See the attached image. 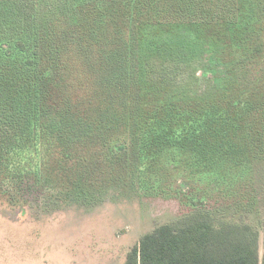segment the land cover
I'll list each match as a JSON object with an SVG mask.
<instances>
[{
	"label": "trees",
	"instance_id": "1",
	"mask_svg": "<svg viewBox=\"0 0 264 264\" xmlns=\"http://www.w3.org/2000/svg\"><path fill=\"white\" fill-rule=\"evenodd\" d=\"M192 28L206 30L208 42ZM200 47L228 49L243 81L258 78L261 93L243 88L264 112V0H0V177L32 174L39 147L63 146L68 134L92 129L103 103L93 94L116 103L132 92L140 114L158 128L148 130L143 143L187 150L193 170L215 178L204 189L196 183L187 194L188 211L140 236L123 264H264V219L257 223L260 256L259 230L250 222L258 199L243 178L253 169L246 161V125L227 101L174 104L176 111L157 101L155 82L139 83L141 71L163 75L184 64L176 53ZM90 69L98 72L95 79ZM137 91L149 98L147 105ZM164 133L170 141L163 144ZM259 137L264 140V132ZM256 152L264 158V142Z\"/></svg>",
	"mask_w": 264,
	"mask_h": 264
},
{
	"label": "rangeland",
	"instance_id": "2",
	"mask_svg": "<svg viewBox=\"0 0 264 264\" xmlns=\"http://www.w3.org/2000/svg\"><path fill=\"white\" fill-rule=\"evenodd\" d=\"M195 32L200 41L208 42L206 30L192 28ZM202 49L176 53L184 64L163 75L141 71L139 83L143 87V82H155L157 101L175 109L179 107L174 104L188 107L203 99L227 101L232 115L246 125V161L253 169L243 178L258 199V212L250 222L259 230L261 256L263 234L257 223L264 219V158L258 156L256 146L264 142L259 137L264 132V112L256 110L260 100L255 94L252 99L245 96L255 86L257 94L261 93L260 82L254 76L241 79L228 62V49ZM214 51L219 55L216 59ZM144 53L147 58L148 52ZM204 71L207 75L201 77ZM97 73L89 70L92 79ZM72 76L80 82L79 72ZM137 92L147 105L149 98ZM103 95L93 94L94 101L103 103L99 122L92 129L68 134L63 146L39 147L32 174L0 177V264H122L140 236L188 211L187 194L196 183L204 189L214 180L209 173L193 170L195 161L187 150L162 148L155 140L143 143L145 133H156L158 128L150 116L140 114L139 96L131 92L114 103L113 97L104 101ZM169 141L165 133L160 135V143ZM185 142L192 144L188 139ZM3 165L0 157V170ZM21 166L19 161L17 168ZM181 183L186 187L180 189Z\"/></svg>",
	"mask_w": 264,
	"mask_h": 264
},
{
	"label": "crops",
	"instance_id": "3",
	"mask_svg": "<svg viewBox=\"0 0 264 264\" xmlns=\"http://www.w3.org/2000/svg\"><path fill=\"white\" fill-rule=\"evenodd\" d=\"M125 261V260H124ZM123 264V263H122Z\"/></svg>",
	"mask_w": 264,
	"mask_h": 264
}]
</instances>
